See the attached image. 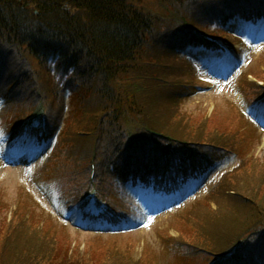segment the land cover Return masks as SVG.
<instances>
[{"label": "trees", "instance_id": "trees-1", "mask_svg": "<svg viewBox=\"0 0 264 264\" xmlns=\"http://www.w3.org/2000/svg\"><path fill=\"white\" fill-rule=\"evenodd\" d=\"M235 20L260 27L264 0H0L1 123L19 149L24 138L36 137L37 149L49 148L48 141L56 140L38 179L43 180V170L58 151L76 172H87V184L76 194H61L67 213L77 210L88 226L118 231L139 223L143 198L182 197L191 183L203 186L216 165L236 154L241 164L206 189L216 208L198 203L189 211L186 220L196 241L186 243V253H206L212 257L208 264H217L238 245L234 260L222 264H264V176L258 183L247 179L256 171L264 173V161L246 162L242 153L232 151L233 134L194 140L165 115V111L174 115L189 91L192 83L182 78L198 74L191 50L199 43L211 48L208 40L217 38L228 48L227 57H235V46L242 40L230 28ZM247 84L256 88L248 103L264 110V84ZM69 113L71 133L64 131ZM40 115L48 121L46 131H31ZM92 164L97 181L102 175L107 180L96 182L104 206L98 218L86 210ZM102 190L113 193L114 199ZM233 198L249 216L236 221H243L238 227L225 205ZM14 220L7 228L5 246L15 249L5 251L2 264L50 259L46 246H56L48 234L51 230L32 231ZM33 233L42 242H37L36 250L26 245Z\"/></svg>", "mask_w": 264, "mask_h": 264}, {"label": "rangeland", "instance_id": "rangeland-1", "mask_svg": "<svg viewBox=\"0 0 264 264\" xmlns=\"http://www.w3.org/2000/svg\"><path fill=\"white\" fill-rule=\"evenodd\" d=\"M239 32L250 44L249 51L239 61H230V66L227 67L219 60L211 62L208 59H201L200 79L197 76L186 80L182 78L185 82L192 83L188 87L189 91L175 109V114L173 115L172 111H165V115L167 121L174 127L181 128L182 131H179L184 132V135L194 137V140L208 141L213 136L233 134L235 141L233 146L230 145L232 151L242 153L246 162L252 159L263 162L264 132L260 129L256 130L250 122L243 121L235 107L245 110L251 120L261 125L264 130V113L251 109L245 104L248 103V98L253 99V92L256 91V88H251L247 82L258 81L260 86L264 84V32L247 30L245 27H241ZM242 70L247 74L239 79ZM210 71L222 72L224 78L214 81L212 79L214 75ZM197 84H200V88L195 89ZM210 84H214L215 89H209ZM173 90H178V87ZM65 117H68V120L64 131L67 129L71 133L70 113ZM7 145L0 129V157L10 158ZM57 153L51 165L43 170L45 177L41 176L45 182L61 187L64 194L69 195L73 191L76 194L77 188L81 189L87 184L88 174L86 171L76 172L75 166L63 159L59 151ZM27 158L28 156L25 155L13 160L14 163L5 162L6 165L0 161V264L3 263L2 256L5 251L9 253L15 249L8 244L5 246L7 228L14 219L21 221V228L27 226L32 231L36 228L43 233L51 230L48 234L56 240V246H46L51 258H44L45 260L40 264H208V257L211 256L206 253L199 252L200 254L193 256L186 253L189 249L186 243L194 242L196 236L186 218L190 219L191 215L188 213L197 208L198 203L212 204L206 194L207 188L198 193L195 189L187 196L188 193L182 198H186L187 203L185 202L186 204H183L179 211L153 217L146 225L132 233L110 235L97 233L98 229H95V232L80 231L74 226L76 224L74 220L65 221L61 207H59L61 212L55 209L54 203L43 191L30 182V172L26 173L22 165H18L21 160ZM236 165L237 163L234 162V166ZM232 167L227 168L228 171H231ZM227 169L212 174L210 178V181L213 180L212 184L216 183ZM263 176L264 173L256 171L254 177L247 179L258 183ZM109 178L110 176L107 175V179ZM98 181L107 184L105 175L98 176ZM102 193L112 195L111 200L114 199L113 193L105 190H102ZM115 200L117 202L116 198ZM225 205L237 227L248 219L247 212L234 198L226 200ZM212 207L216 208V205L212 204ZM15 220L14 222L17 223ZM239 220L243 221L236 222ZM19 235L18 242L25 233ZM37 242L42 243L33 233V239L27 241L26 245L36 250Z\"/></svg>", "mask_w": 264, "mask_h": 264}]
</instances>
